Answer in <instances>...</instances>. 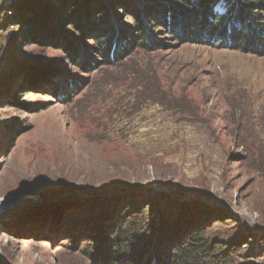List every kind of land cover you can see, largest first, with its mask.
Instances as JSON below:
<instances>
[{"label":"rangeland","instance_id":"rangeland-1","mask_svg":"<svg viewBox=\"0 0 264 264\" xmlns=\"http://www.w3.org/2000/svg\"><path fill=\"white\" fill-rule=\"evenodd\" d=\"M16 1L1 13H11ZM83 1L108 10L107 22L123 29H130L132 8L156 10L165 2ZM227 6L222 2L217 11ZM243 8L254 21L245 50L228 38L219 43L218 36L173 39L162 27L161 44L149 47L157 50L135 47L126 55L142 62L138 71L129 58L116 67L100 65L98 54L87 68L75 66L57 48L58 35L89 50L92 40L70 36L68 22L50 28L56 40L27 42L19 27L0 18V198H49L0 212V264H96L86 252L100 245L96 230L89 222L70 223L87 213L85 199L96 205L90 220L109 237L107 227L129 212L128 199L138 205L165 189L162 208L191 220L179 233L211 215L204 230L235 248L234 264H264V48L253 47L264 37V0H248ZM97 15L91 22L102 25ZM230 25L229 32L242 29ZM4 80L25 85L14 105L3 100ZM69 194L72 200L64 197ZM161 212L154 204L152 220ZM221 213L229 219L215 221Z\"/></svg>","mask_w":264,"mask_h":264},{"label":"trees","instance_id":"trees-1","mask_svg":"<svg viewBox=\"0 0 264 264\" xmlns=\"http://www.w3.org/2000/svg\"><path fill=\"white\" fill-rule=\"evenodd\" d=\"M164 1L156 10L153 6H145L136 11L132 8L130 10L131 18L128 19L130 29L114 28L107 22L106 12L109 13L108 10L105 12L101 7H98V4L88 5L89 2L86 3L83 0L80 1V4L86 3L83 6L86 8L79 10L77 9V5H80L78 0H56L54 4L52 2V5L49 0H43V2L19 0L13 6L11 5V13L3 15L2 11L9 10V8L7 9L8 5L5 6L0 12V18L6 20V27L11 24L19 27L27 42H32L31 37L39 36L46 37L48 40H56L58 39L57 34L54 33V29L50 28L68 22L67 29L70 36L80 37L85 33L86 38L92 40L88 45L91 47L89 50L80 48L79 44L73 46L69 38L58 35L62 41L57 48L66 51L74 61V65L80 68H87L94 60L93 54H98L101 57L100 65L116 67L129 58V62L133 63V67L138 71L139 67L142 68V62L135 57L131 58L126 55L135 47L142 52L157 50L155 49L157 47L152 49L149 47L161 44L162 39L158 37V34L162 27L173 39L199 41L218 36L219 43L228 38L229 42L232 41L234 46L241 50H245L251 41L253 35L249 36L248 33L253 30V14L250 12L252 14L250 16L249 9L243 8L248 5V0H241V2L239 0ZM156 2L157 0H151L152 4ZM222 2L228 6L222 12L217 11ZM240 3L241 7H239ZM60 4L61 10H57V5ZM80 12H83L91 23L88 30L81 24L85 18L81 16ZM94 15L101 18L102 25L91 22ZM50 21L52 22L51 27H49ZM232 23L238 24L235 29L240 26L242 29L229 32L227 29L231 28L230 24ZM263 38V36L258 37L253 46L255 51L264 48ZM133 43L135 44L131 47ZM136 70H131L130 74H134L133 72ZM153 75L156 76L157 73L155 72ZM31 80L33 81L34 78L31 77ZM7 81L11 80L2 81V86L3 84L5 86L2 89L6 91L3 100L7 105H14L18 91L25 85H7ZM28 83L30 85L32 82ZM166 194L162 193L156 200L143 196L137 202L138 205L133 204L134 199H128L125 205L129 206L126 208V212L128 210L129 212L112 222L110 229L106 226L109 237H102L104 226L94 225V222L90 220L89 215H93L94 211L91 209L96 206L93 205V202L91 203V200L85 199V203L89 205L88 214L78 213L73 219L70 218V223L73 225L74 223L87 224L89 222L90 227L96 230L100 247H91L90 251H86L96 264H234L231 253L235 248L229 243H225L226 241L221 242L219 239L209 236V232L204 230L211 215L206 214L197 226L179 233L180 226L189 224L191 220L183 222L177 218V213L181 214V211L177 212L174 207L168 211L162 208L160 203L164 200V196H167ZM154 204H157L162 211L156 220L151 218ZM215 215V221L228 218L225 213ZM7 231L16 234L11 229H7ZM31 234H33L31 238L39 235Z\"/></svg>","mask_w":264,"mask_h":264},{"label":"water","instance_id":"water-1","mask_svg":"<svg viewBox=\"0 0 264 264\" xmlns=\"http://www.w3.org/2000/svg\"><path fill=\"white\" fill-rule=\"evenodd\" d=\"M11 0H0V12L1 10L8 5V3H10ZM161 193H170V191L168 189H165V191H162ZM5 201L3 202V205H14V204H25V203H36V202H45L46 200H49V198L45 197L42 198L41 200L38 201V199L36 200L32 195H28V194H23V195H18V196H7V195H3ZM64 197L69 198V200H72L74 198V195H66ZM187 199V198H184ZM61 200V199H58Z\"/></svg>","mask_w":264,"mask_h":264},{"label":"built area","instance_id":"built-area-1","mask_svg":"<svg viewBox=\"0 0 264 264\" xmlns=\"http://www.w3.org/2000/svg\"><path fill=\"white\" fill-rule=\"evenodd\" d=\"M5 201L4 197L2 196L0 198V212L2 210H5L7 209L10 205H3V202ZM1 225V224H0ZM1 245H2V241H1V238H0V254H1V251H2V248H1Z\"/></svg>","mask_w":264,"mask_h":264}]
</instances>
